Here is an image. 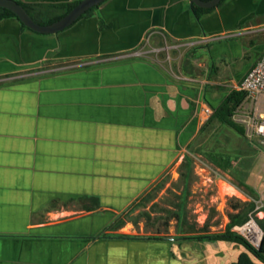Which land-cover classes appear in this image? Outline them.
I'll return each mask as SVG.
<instances>
[{"label":"crops","instance_id":"crops-1","mask_svg":"<svg viewBox=\"0 0 264 264\" xmlns=\"http://www.w3.org/2000/svg\"><path fill=\"white\" fill-rule=\"evenodd\" d=\"M263 54L264 0L200 21L190 0H107L56 35L0 20V264L235 263L242 246L196 239L226 230L127 215Z\"/></svg>","mask_w":264,"mask_h":264},{"label":"rangeland","instance_id":"rangeland-1","mask_svg":"<svg viewBox=\"0 0 264 264\" xmlns=\"http://www.w3.org/2000/svg\"><path fill=\"white\" fill-rule=\"evenodd\" d=\"M211 150L229 154L231 167L223 170L211 163L206 156ZM182 157L135 203L127 220L144 222V231L151 234L167 231L177 220L186 233L198 226L218 233L232 217L243 215L264 225V150L213 123Z\"/></svg>","mask_w":264,"mask_h":264},{"label":"trees","instance_id":"trees-1","mask_svg":"<svg viewBox=\"0 0 264 264\" xmlns=\"http://www.w3.org/2000/svg\"><path fill=\"white\" fill-rule=\"evenodd\" d=\"M202 1H210V0H202ZM226 1L227 0H222V2L217 8L223 6ZM18 3L21 4L27 10L29 15L33 18V20L36 23L40 25H49L60 20L62 17L68 14L75 6H77L80 3V1H75L67 4L45 5V6L26 4L21 2ZM98 8L99 6L92 8L85 15H83L80 18V20L89 17ZM215 9L216 8L203 9L191 3L192 13L199 21L203 18L204 15L213 12ZM7 18H15L20 22L18 17L13 12L0 8V20H4ZM21 26L24 30H29L22 23ZM245 99H246L245 93L233 90L228 95H226L217 105H213L209 103L213 111V114L201 129L200 134L202 135L211 124L218 123L220 124V126L228 130H232L237 134H239L241 137L246 138V132L244 126L238 124L233 119L235 111L240 105L243 104ZM206 156L207 159L218 168L226 170L229 167H231V158L229 154H225L223 152L216 150H211L206 153ZM262 211L264 212V207L262 208ZM248 219L249 217H247L246 215H243L242 218L241 216H236V217L234 216L232 217L231 223L227 226L226 231L224 233L205 236V237H198L196 239H207L211 241H228L242 246L245 249V252H243L239 256L238 260L233 264H264V238L260 248L255 249L243 237L237 235L234 231H232L234 226L242 225ZM260 223L263 224L262 221H260ZM260 226L264 230V225L263 226L260 225Z\"/></svg>","mask_w":264,"mask_h":264},{"label":"built area","instance_id":"built-area-1","mask_svg":"<svg viewBox=\"0 0 264 264\" xmlns=\"http://www.w3.org/2000/svg\"><path fill=\"white\" fill-rule=\"evenodd\" d=\"M235 91L245 93L246 99L235 111L233 119L244 126L249 143L264 150V115L259 113L257 108L261 97L264 96V54L235 87ZM206 113L210 116L213 111L207 108ZM233 231L243 237L253 248H260L264 230L256 217L250 215L244 224L235 227Z\"/></svg>","mask_w":264,"mask_h":264},{"label":"water","instance_id":"water-1","mask_svg":"<svg viewBox=\"0 0 264 264\" xmlns=\"http://www.w3.org/2000/svg\"><path fill=\"white\" fill-rule=\"evenodd\" d=\"M106 1L107 0H82L68 14L49 25H40L36 23L27 10L16 0H0V8L13 12L20 22L34 33L41 35H56L72 27L89 10L102 5ZM190 2L203 9H214L220 5L222 0H190Z\"/></svg>","mask_w":264,"mask_h":264},{"label":"bare ground","instance_id":"bare-ground-1","mask_svg":"<svg viewBox=\"0 0 264 264\" xmlns=\"http://www.w3.org/2000/svg\"><path fill=\"white\" fill-rule=\"evenodd\" d=\"M229 191H232L231 189H229ZM233 192V191H232Z\"/></svg>","mask_w":264,"mask_h":264},{"label":"flooded vegetation","instance_id":"flooded-vegetation-1","mask_svg":"<svg viewBox=\"0 0 264 264\" xmlns=\"http://www.w3.org/2000/svg\"><path fill=\"white\" fill-rule=\"evenodd\" d=\"M76 24V23H75Z\"/></svg>","mask_w":264,"mask_h":264}]
</instances>
